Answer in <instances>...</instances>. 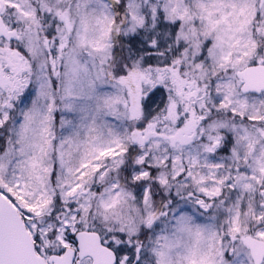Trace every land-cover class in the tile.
<instances>
[{
    "label": "snow or ice",
    "instance_id": "1",
    "mask_svg": "<svg viewBox=\"0 0 264 264\" xmlns=\"http://www.w3.org/2000/svg\"><path fill=\"white\" fill-rule=\"evenodd\" d=\"M0 264H264V0H0Z\"/></svg>",
    "mask_w": 264,
    "mask_h": 264
}]
</instances>
